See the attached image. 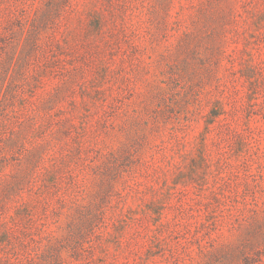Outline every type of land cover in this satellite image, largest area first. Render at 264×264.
Masks as SVG:
<instances>
[{
    "label": "rangeland",
    "instance_id": "obj_1",
    "mask_svg": "<svg viewBox=\"0 0 264 264\" xmlns=\"http://www.w3.org/2000/svg\"><path fill=\"white\" fill-rule=\"evenodd\" d=\"M0 264H264V0H0Z\"/></svg>",
    "mask_w": 264,
    "mask_h": 264
},
{
    "label": "trees",
    "instance_id": "obj_2",
    "mask_svg": "<svg viewBox=\"0 0 264 264\" xmlns=\"http://www.w3.org/2000/svg\"><path fill=\"white\" fill-rule=\"evenodd\" d=\"M85 222L87 223V222H89V220L87 218H85Z\"/></svg>",
    "mask_w": 264,
    "mask_h": 264
}]
</instances>
